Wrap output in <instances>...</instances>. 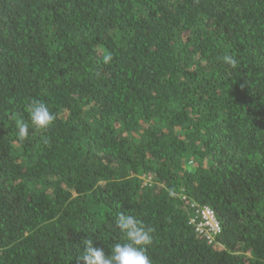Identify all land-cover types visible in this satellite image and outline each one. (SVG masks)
Returning <instances> with one entry per match:
<instances>
[{"label":"trees","instance_id":"trees-1","mask_svg":"<svg viewBox=\"0 0 264 264\" xmlns=\"http://www.w3.org/2000/svg\"><path fill=\"white\" fill-rule=\"evenodd\" d=\"M117 212L152 264H264V0H0V264L107 254Z\"/></svg>","mask_w":264,"mask_h":264},{"label":"clouds","instance_id":"clouds-1","mask_svg":"<svg viewBox=\"0 0 264 264\" xmlns=\"http://www.w3.org/2000/svg\"><path fill=\"white\" fill-rule=\"evenodd\" d=\"M224 60L231 66L236 64L231 56H225ZM27 111V120L17 119L15 121V135L19 142L29 137L30 130L46 131L55 120V115L49 107L39 100L30 101ZM114 227L121 235L122 242L112 244L106 254L103 248L94 247L93 242L88 240L87 250L79 257L83 264H152L148 255V248L153 242L151 228L145 226L135 216L124 212L116 213Z\"/></svg>","mask_w":264,"mask_h":264},{"label":"built area","instance_id":"built-area-1","mask_svg":"<svg viewBox=\"0 0 264 264\" xmlns=\"http://www.w3.org/2000/svg\"><path fill=\"white\" fill-rule=\"evenodd\" d=\"M199 218L200 221L195 224V232L204 236L209 243L213 242L220 233L213 211L204 207L199 211Z\"/></svg>","mask_w":264,"mask_h":264}]
</instances>
